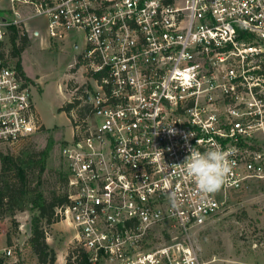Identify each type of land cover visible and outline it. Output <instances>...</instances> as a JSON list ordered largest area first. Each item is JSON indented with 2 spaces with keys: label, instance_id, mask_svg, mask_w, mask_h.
<instances>
[{
  "label": "built area",
  "instance_id": "1",
  "mask_svg": "<svg viewBox=\"0 0 264 264\" xmlns=\"http://www.w3.org/2000/svg\"><path fill=\"white\" fill-rule=\"evenodd\" d=\"M11 2L0 15V146L42 125L31 83L5 54L12 28L46 18L54 44L82 31L74 93L83 87L90 111L61 146L69 201L56 215L95 264H203L193 236L232 193L264 182V0ZM191 148L234 162L220 191L200 193L176 166ZM19 249L0 247L15 259Z\"/></svg>",
  "mask_w": 264,
  "mask_h": 264
},
{
  "label": "rangeland",
  "instance_id": "2",
  "mask_svg": "<svg viewBox=\"0 0 264 264\" xmlns=\"http://www.w3.org/2000/svg\"><path fill=\"white\" fill-rule=\"evenodd\" d=\"M11 6L10 0H0V7L9 9ZM41 28L40 37L33 36L29 28L26 29L30 45L21 56L25 71L34 79L31 91L41 119V129L17 144L1 145L0 151L17 152L25 145H35L38 150L46 148V177L53 181L55 177L51 174L66 172L61 146L65 139L73 137L74 126L81 119L75 110L72 117L59 108L72 100L75 94V88H69L70 82L75 87L84 84L85 75L76 66V59L84 50L85 36L82 31L71 30L65 43L54 44L50 43L44 26ZM75 37L78 47L72 43ZM10 46L8 44V49ZM31 216L32 211L28 209L0 222V247L11 242L20 244L18 259L4 256L0 251V264L17 260L38 264L36 256L26 245L31 231ZM193 240L203 264H264V182L232 193L229 210L203 225ZM48 242L57 252L55 264H66L69 249L78 245L72 226L64 220L49 228ZM98 264L108 263L102 261Z\"/></svg>",
  "mask_w": 264,
  "mask_h": 264
},
{
  "label": "trees",
  "instance_id": "3",
  "mask_svg": "<svg viewBox=\"0 0 264 264\" xmlns=\"http://www.w3.org/2000/svg\"><path fill=\"white\" fill-rule=\"evenodd\" d=\"M8 58L15 61L17 70L28 83L34 80L27 76L22 65V53L30 45V37L25 26H14L9 37ZM69 88H75L73 82ZM83 87L77 89L75 97L66 101L59 109L66 110L73 117L75 110L84 118L90 111L88 104L78 98ZM26 140V139H25ZM48 150H38L35 145H25L17 152L0 151V222L7 216L14 217L24 210L32 211L31 231L26 245L38 260V264H55L57 252L48 242L49 228L58 222L56 208L69 201L68 179L63 171L46 177ZM49 175V176H51ZM11 242V241H10ZM66 264H95L89 253L80 245L69 249ZM2 264H26L23 260Z\"/></svg>",
  "mask_w": 264,
  "mask_h": 264
},
{
  "label": "clouds",
  "instance_id": "4",
  "mask_svg": "<svg viewBox=\"0 0 264 264\" xmlns=\"http://www.w3.org/2000/svg\"><path fill=\"white\" fill-rule=\"evenodd\" d=\"M174 134V130H170ZM158 151V150H157ZM162 155V152L159 151ZM226 152L219 148H210L204 152L191 148L182 166L202 194H214L228 183L232 164Z\"/></svg>",
  "mask_w": 264,
  "mask_h": 264
},
{
  "label": "crops",
  "instance_id": "5",
  "mask_svg": "<svg viewBox=\"0 0 264 264\" xmlns=\"http://www.w3.org/2000/svg\"><path fill=\"white\" fill-rule=\"evenodd\" d=\"M11 1V0H10ZM10 9V8H9ZM8 8L7 9H4L3 7H0V12H5L6 10H9ZM29 10L26 8V9H24V14H28L29 12H28ZM25 26H26V29L27 28H29L28 29V31H30V32H32V35L33 36H35V37H40L41 35H42V32H41V27L42 26H44V29H46V18H43V17H31V18H29L27 21H26V24H25ZM36 29H38L39 31H40V35L39 36H36V35H34V30H36ZM47 34V33H46ZM48 37V36H47ZM49 39V38H48ZM66 40L67 39H65L63 42L65 43L66 42ZM76 40H77V38H76ZM50 41V40H49ZM51 43V42H50ZM73 45L75 46V47H78L77 45H75L76 43H75V41L73 40ZM24 52V51H23ZM23 65V64H22ZM23 68H24V66H23ZM24 70H25V68H24ZM26 72V71H25ZM26 74H27V72H26ZM27 76H29L30 78H32L33 79V77H31L30 75H28L27 74ZM34 80V79H33ZM36 80V79H35ZM32 86H33V84H32ZM37 108V107H36ZM38 111V110H37ZM39 114V113H38Z\"/></svg>",
  "mask_w": 264,
  "mask_h": 264
}]
</instances>
